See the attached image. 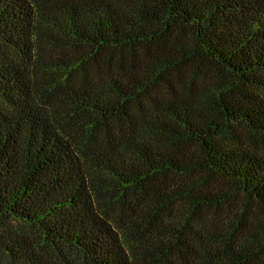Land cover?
Here are the masks:
<instances>
[{"label": "trees", "instance_id": "16d2710c", "mask_svg": "<svg viewBox=\"0 0 264 264\" xmlns=\"http://www.w3.org/2000/svg\"><path fill=\"white\" fill-rule=\"evenodd\" d=\"M0 264H264V0H0Z\"/></svg>", "mask_w": 264, "mask_h": 264}]
</instances>
